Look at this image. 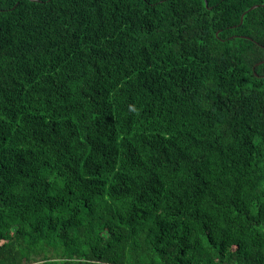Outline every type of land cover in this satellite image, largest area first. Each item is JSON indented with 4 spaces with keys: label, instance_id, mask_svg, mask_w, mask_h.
<instances>
[{
    "label": "trees",
    "instance_id": "16d2710c",
    "mask_svg": "<svg viewBox=\"0 0 264 264\" xmlns=\"http://www.w3.org/2000/svg\"><path fill=\"white\" fill-rule=\"evenodd\" d=\"M206 1L0 0V264H264V0Z\"/></svg>",
    "mask_w": 264,
    "mask_h": 264
},
{
    "label": "water",
    "instance_id": "95a60500",
    "mask_svg": "<svg viewBox=\"0 0 264 264\" xmlns=\"http://www.w3.org/2000/svg\"><path fill=\"white\" fill-rule=\"evenodd\" d=\"M31 1H34V0H31ZM204 1H205V5L207 6V1H206V0H204ZM255 7H257V5L251 7L249 10H252V9H254ZM244 14H245V13H244ZM244 14H243V15L241 16V18H240V23H242V19H243ZM262 63H263V62H259V63L255 64L254 67H253V70H254L257 66L261 65Z\"/></svg>",
    "mask_w": 264,
    "mask_h": 264
},
{
    "label": "flooded vegetation",
    "instance_id": "af4514ba",
    "mask_svg": "<svg viewBox=\"0 0 264 264\" xmlns=\"http://www.w3.org/2000/svg\"><path fill=\"white\" fill-rule=\"evenodd\" d=\"M239 37H243V38H245V39H249L248 37H245V36H239ZM254 42V41H253ZM255 43V42H254Z\"/></svg>",
    "mask_w": 264,
    "mask_h": 264
}]
</instances>
